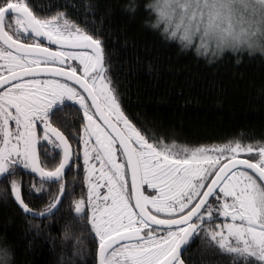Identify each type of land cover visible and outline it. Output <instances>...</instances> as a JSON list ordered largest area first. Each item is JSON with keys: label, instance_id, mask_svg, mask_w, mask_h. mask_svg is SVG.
I'll use <instances>...</instances> for the list:
<instances>
[{"label": "snow or ice", "instance_id": "1", "mask_svg": "<svg viewBox=\"0 0 264 264\" xmlns=\"http://www.w3.org/2000/svg\"><path fill=\"white\" fill-rule=\"evenodd\" d=\"M146 9L157 16L152 27L165 25L172 38L196 37L205 49L264 50V0H155ZM66 60L79 63L56 67ZM108 71L102 41L65 13L41 18L27 0H0V181H8L13 201L26 215L45 217L68 193L63 180L73 154L52 118L72 101L83 110L88 137V192L74 210L77 216L90 211L98 264H185L182 251L201 232L212 250L238 257L237 264H264V143L235 140L177 151L155 135L150 142L124 114ZM59 122L73 123L66 116ZM41 140L62 149L52 170L41 166ZM44 155L55 159L47 150ZM21 168L40 180L30 194H43L45 183L59 184L46 211L34 212L22 195L23 181L9 179ZM142 186L155 195H145ZM217 217L225 222L215 224Z\"/></svg>", "mask_w": 264, "mask_h": 264}, {"label": "trees", "instance_id": "2", "mask_svg": "<svg viewBox=\"0 0 264 264\" xmlns=\"http://www.w3.org/2000/svg\"><path fill=\"white\" fill-rule=\"evenodd\" d=\"M27 2L39 17L63 12L102 41L107 74L121 108L150 142L155 135L168 145L174 143L177 151L235 140L245 145L264 143L261 48L205 49L199 38L190 42L179 35L172 38L165 25L152 27L157 16L146 5L155 0ZM130 4L136 6L135 13L127 10ZM32 178L30 173L17 174L23 181L22 195L31 208L47 210L59 187L52 184L40 195L47 203L41 208L29 191ZM66 188L68 193L52 216L34 218L13 201L8 181H0V264H97V241L87 215L77 216L74 210L86 192L83 166L67 174ZM183 259L185 264L239 261L212 250L203 232L188 245Z\"/></svg>", "mask_w": 264, "mask_h": 264}, {"label": "flooded vegetation", "instance_id": "3", "mask_svg": "<svg viewBox=\"0 0 264 264\" xmlns=\"http://www.w3.org/2000/svg\"><path fill=\"white\" fill-rule=\"evenodd\" d=\"M27 42H33V41H27ZM42 42L45 44V46L52 47L53 50H55L56 46L51 45L48 41L42 40ZM78 63H79L78 61L66 60L64 66L56 65V67H66V66L75 67V66L78 65ZM78 74H80L79 71H78ZM39 78L40 79H45V78L50 79L52 77L45 76V77H39ZM62 82H67V83H70L73 86H75L74 82H70V81H62ZM64 108H65L64 112L58 113L57 117L52 118V124H53L54 127L59 128L60 131L64 133V135L69 140V144L71 145L73 159H72L71 168L68 171V173L71 172L72 170L78 169L80 166H83V168L85 170V165H84L85 145L83 143V140L84 139H88V137L85 135V133L83 131V126L86 123L84 121V119H83V110L79 109V105H74V102H72V101H65ZM61 116H66L70 121H73L71 127H65L59 122V117H61ZM42 128H43V125H40V129L41 130H42ZM38 134L42 135L43 133H42V131H39ZM93 145H94V138H92V142L88 145L89 149H91L93 147ZM38 150L40 152V162H41L42 166L45 167L48 170L54 169V167H56L58 165L60 159L62 158V149H55L53 151L52 145L47 144L43 140L40 141V143L38 145ZM45 150L49 151V153H51V154H55V159H52L51 155L46 157L44 155V151ZM242 157H244V156H242ZM246 158H249V157H246ZM119 159L122 160L123 157L121 156V157H119ZM91 163L95 164L96 166L97 165L100 166L99 162H97L95 160H92ZM23 172L30 173L28 170H24L22 168L17 170V174H19V173L22 174ZM66 177H67V175H66ZM66 177L63 180V182L65 183V186H66ZM85 177H86V172H85ZM13 178L17 179V175L15 177H13ZM32 179H33V184H35L36 186H39V184H40L39 178L36 175H33ZM54 185H57L59 187V184H54ZM51 186H52V184L45 183V189L49 190L51 188ZM85 186H86L85 195L80 197L78 200H80L81 198H85L86 199V197H87L88 185H87L86 179H85ZM145 188H146L145 195H155V191L153 189L147 188L146 186H144V189ZM104 192H106V189H104L101 194H103ZM33 198H34V201L36 202V205H37V203L41 202V204H42L41 208H44V206L47 204L46 202H44L42 200L40 195H34L33 194ZM54 202H55V200H54ZM86 215H87L88 223L91 226V224L89 222V219H88V216L90 215V211H88L86 213ZM162 218H164V217L162 216ZM223 222H225V218L224 217H217L214 220L215 224H222ZM195 237H193L191 239L190 243L193 241V239ZM186 249H185V251H186ZM185 251H184V253H185ZM184 253H183V255H184ZM183 255H182V258H183Z\"/></svg>", "mask_w": 264, "mask_h": 264}, {"label": "water", "instance_id": "4", "mask_svg": "<svg viewBox=\"0 0 264 264\" xmlns=\"http://www.w3.org/2000/svg\"><path fill=\"white\" fill-rule=\"evenodd\" d=\"M45 76H47V77H51L50 75H48V74H41V76L40 77H45ZM71 151H72V149H71ZM239 158H241V159H247L246 157H239ZM72 159H73V156H72ZM224 162H226V161H224ZM41 163V162H40ZM71 165H72V163H71ZM41 166H42V164H41ZM70 169H67L66 171H65V173H64V178L66 177V175H67V173H68V171H69ZM130 178V177H129ZM142 190H144V186H142ZM64 199V198H63ZM63 199H62V201H61V203L58 205V207L57 208H55V209H53V211H52V213L51 214H49V215H47V216H45V217H34V216H32V215H30V216H32V217H34V218H47V217H49V216H52L59 208H60V206H61V204H62V202H63ZM32 210L34 211V212H44V211H38V210H35V209H33L32 208ZM46 211V210H45ZM192 239V238H191ZM191 239H190V241H191ZM190 241H189V243H190ZM189 245V244H188ZM188 245L186 246V248L188 247ZM185 248V249H186ZM184 251L185 250H183L182 251V254L181 255H183V253H184ZM183 259V258H182ZM97 264H98V260H97Z\"/></svg>", "mask_w": 264, "mask_h": 264}, {"label": "rangeland", "instance_id": "5", "mask_svg": "<svg viewBox=\"0 0 264 264\" xmlns=\"http://www.w3.org/2000/svg\"><path fill=\"white\" fill-rule=\"evenodd\" d=\"M178 151H179V150H178ZM242 155H245V154H242ZM96 167L99 168L100 166L97 165ZM75 170H76V169H75ZM105 171H107V169H105ZM17 180H18V179H17ZM104 189H106V188H103V187L101 188V193H102V191H103ZM77 201H78V200H77Z\"/></svg>", "mask_w": 264, "mask_h": 264}]
</instances>
